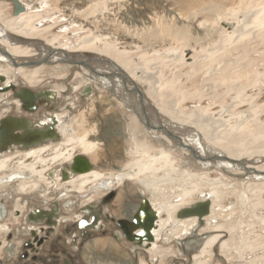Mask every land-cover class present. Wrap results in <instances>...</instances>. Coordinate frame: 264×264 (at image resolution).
I'll return each mask as SVG.
<instances>
[{
  "label": "rangeland",
  "instance_id": "1",
  "mask_svg": "<svg viewBox=\"0 0 264 264\" xmlns=\"http://www.w3.org/2000/svg\"><path fill=\"white\" fill-rule=\"evenodd\" d=\"M26 1L29 3V9L36 8L37 10L42 11L43 21L41 22V25H52L51 30L48 29L45 32L46 38L51 39L57 36L55 42L63 41L65 43L68 41L67 44L71 45V49L74 52H65H67L72 59H95V62L92 64L93 66L97 67L100 65L101 68L107 67L108 64H106V61L104 62V60H99H109L107 57L105 58L102 55L94 53V51L88 52L84 51L83 48L77 47L82 37H95L99 41V43H97L99 46L100 44L106 42L115 44L120 50H125L126 53L124 55L130 59L131 63L139 62V66L141 68L144 67V69L149 72L161 69V66H163L166 70V75L159 78L158 82L154 83L156 84L155 87L146 83L143 84L137 82V84L145 92V101L152 103L159 112L162 122L169 129L182 136L183 140L185 139L189 143H192L193 145H191L200 153L202 150L201 148H198L200 143L197 146V139H199L202 146L205 148V156L208 155V153L218 151L223 153L222 150L226 151L227 148H236V153L239 150H237L238 146H236V143L229 142L225 138V136H227L226 126L220 122L213 121L212 118L207 119L204 125L213 133L214 136H216V142L218 145L215 144L214 146L212 144H207V142L203 140L204 137L202 132L200 134V131H198L195 127L183 123L182 118L188 111L197 107H207L206 114H208V117L206 114L205 117L210 118L209 116H212L218 118V114L211 115L209 113L220 108V103L224 102L230 104L234 101V99H243V96L247 98L254 97L253 104L252 102H248L242 104V106H237L234 109L236 112L242 109H250L251 105H256V108L253 109L254 111H257L258 108H264V36H262L264 35V27L260 28L262 25L264 26V23L258 21L251 24L253 27L248 26L247 29L250 30L246 32L247 35H245L242 40L238 42L236 40L226 38L225 32L220 30V26L222 25L220 19H230V13H237L241 10L244 11L251 3L254 2L260 4L264 0ZM7 3H9V1H7ZM10 7L11 5L9 3L6 9L8 13L10 12ZM197 9L203 12L201 14V19L205 20L204 25H201V28L196 26L197 22L195 19L189 17L191 15L187 16L188 11L190 13ZM179 10L181 12H187L184 14L186 16L181 15V18L178 17L176 13H179ZM9 14L11 15L12 13ZM186 24L188 27L185 26ZM128 29L132 30V32H129ZM260 30L262 33L259 34V32H261ZM255 31L257 32L255 33ZM204 35L213 36V42L205 45L204 43L200 44V40H198V43L195 42L197 40L195 39L196 37L201 39ZM252 35L256 37L251 38L253 37ZM70 39L72 42H70ZM30 41L24 43L25 45H28V48H31L29 45L36 44L41 46V48H32L34 53V56L32 57L19 58L33 61L39 57L44 59L50 53L47 58V62L39 65L40 70L38 77L39 79H43L41 82L42 85L53 86L55 83H59L60 85L66 86L67 82L71 79V77H73L74 73L79 71L80 74L78 77L76 75L77 79L75 83L79 84V82H83L84 84V82L90 81V85L93 86L91 94L85 96L84 105L79 108L86 110L85 113L88 121H97L98 118H101L98 117V110H103L102 118L104 119H107L111 115L121 117V132L123 137L119 144V141H115V143H117V156H119L122 161L128 160L130 158V154L132 153V148H134V144L130 140L131 132L129 130L127 131V121L131 115L135 114H132V112L130 113L129 110L126 109V99H131L134 104L136 103L138 110H140L138 95L135 92L133 93V86L131 83L128 82L130 85L129 90L126 88L120 89V97L117 99L114 97L116 99L115 101L114 98L111 99L112 96L109 95L106 87L95 82L97 80H95L96 78L91 77L92 74L88 75L84 73L82 69L73 66L75 70H73L74 72L72 71L69 75L72 67L70 68L68 65H65V63H61L65 62L62 60L64 55L61 50L53 49L50 46L48 47L45 45V41L40 38ZM76 49H78V51H75ZM36 51L38 53L37 55H35ZM179 54H182V60H177ZM201 54L204 61L200 62L198 60V56ZM190 56H193V58L188 59ZM196 59L198 60V63H195ZM59 60L62 61L59 62ZM146 61H148L147 64ZM183 62H185L184 64L186 66L182 64ZM162 63L164 64L162 65ZM4 65L0 63V70L7 71L9 74V69H12V67ZM196 65L199 66L196 67ZM113 67L114 66H110V68ZM13 69L16 74H18L15 75L16 78L24 80L18 73L16 67ZM153 73H156V71ZM111 75L115 76L114 80V76ZM65 76L68 77L66 80H58V77ZM102 76L104 77L100 78H102V81L108 87L113 86L115 83L116 85L123 83L118 74ZM24 82L27 83L25 80ZM38 83L39 82H37V84ZM116 93L117 92H115V94ZM76 94H78V92ZM211 95L215 101L211 98H207ZM155 100L158 101L157 105ZM116 102L118 103L116 104ZM114 103L116 106H114ZM208 105L211 106L208 107ZM90 109L92 110L91 113L89 111ZM146 109L151 124L157 122L153 108L146 104ZM160 109H163V112L164 110L166 111L162 113ZM170 114L176 115L179 119L181 118V123L177 122L179 120L175 121L176 118L173 120V117L171 118ZM132 117L139 121L136 115ZM259 120L260 124L253 121L249 122V131L252 135L259 133L261 130L264 131V112L259 116ZM65 122L67 121H64V123ZM138 125L137 132L135 133L136 138L150 142L154 144L155 147L164 148L168 151L176 160V164L180 168L178 172H181L184 169H189V171L198 175V179L193 180L192 178L185 179L182 174H176L174 176L175 181L168 182L164 187V192L162 194L164 202L166 200L176 201V195L178 194L179 187L190 186L194 183L198 186L200 193H195V195L192 196L191 201L182 205V207L190 206L195 202L203 200L205 197L209 199H212V197L214 198V194L208 196L205 194L209 192V188L211 187H215L219 190V192H221L219 200L213 206L214 215L212 217H208V221L210 220L209 223L212 224L215 223V221L223 222L233 227V232H231V234L225 233L226 235L224 234L225 236L223 238L228 240V260L219 254L218 248H214L211 256L203 257L204 262L202 264H249L255 254L264 256V205L263 207L260 206L257 210H253L252 208L255 202H262L264 204V191L257 194L256 192L250 190V187H248V185L253 182H264V176H262L264 172H257L248 166L249 164H252L264 169V157L252 156V158L250 157L249 159L244 158L236 160L240 161L241 164L232 162L228 163L225 160L207 161V163H202L201 161L193 158L187 150H183L181 147H178L173 141L170 145L165 143V140L161 137L163 134L161 131L143 126L140 121ZM106 126L107 123H104L102 128H105ZM96 132L97 126L95 125V133ZM184 151H187L188 153ZM201 155H204V153ZM103 158L104 159L101 160L104 163L106 158ZM112 163H115L114 167H116V165L118 166V162L113 161ZM100 166L102 167L101 169H104L102 171H106L104 164H100ZM108 166H110V164H108ZM243 174H245V176H243ZM58 175L61 177L60 174ZM59 181H62V178ZM56 182L57 181H53L50 186H46L47 184L45 185V183H42L40 188L50 190L54 189L56 186H61L58 182ZM125 185V188L124 186L122 188H129L128 192L131 196L135 194V190H141L144 192L143 194L149 197V200L154 197V192L144 188L135 180L127 181ZM16 187L17 185L15 182L0 185V189ZM66 188L70 187L66 186ZM109 188L99 186L92 187L95 192L93 194H89V192L87 193V196L80 197L79 199H81V202H79V204L89 202L91 200L90 198L97 199L103 192H105V190ZM28 191L37 190L28 189ZM10 192L16 194L13 189H11ZM120 193L127 196L125 190H121ZM201 193L205 195L202 196ZM3 194V192L0 193V200L3 198L2 201L4 203L12 205L13 202L9 200V196L7 195L4 197ZM15 196H22L23 199L27 200L28 206L30 207H35L37 205V193L35 192L27 193L26 195L16 194L14 197ZM117 203L119 204V202H116V204ZM22 204H25V202L22 201ZM193 229H195V227L189 228L188 232L182 231L179 236L184 238L186 235L190 234V231ZM206 233L207 232L199 233L198 239L195 240L191 237L184 238L183 240L185 243H181L182 241L177 242L178 235L171 236L168 242L161 243V241H156V243L166 248L168 252L162 257L155 255L153 263L200 264L198 261L190 259V256L201 245ZM4 236L5 231L0 229V241L5 240ZM243 240L248 241L257 247L256 251L253 252L254 254L247 251L244 247L245 245ZM1 254L2 249H0V255ZM257 263L262 264L264 261L262 260Z\"/></svg>",
  "mask_w": 264,
  "mask_h": 264
},
{
  "label": "flooded vegetation",
  "instance_id": "2",
  "mask_svg": "<svg viewBox=\"0 0 264 264\" xmlns=\"http://www.w3.org/2000/svg\"><path fill=\"white\" fill-rule=\"evenodd\" d=\"M6 1H9L11 5L9 11L14 15L26 9L21 0L16 1L23 7V10L19 9L14 0ZM4 33L7 34L6 37L11 42L18 41L20 43L21 40L18 37L7 32L0 24V36ZM29 46L35 49L41 48L38 44ZM2 48L0 46V58L4 54V57H9L8 52ZM37 54L36 51L35 55ZM12 58L17 64H14L10 57L7 58V61L0 60L2 65L11 60L12 66V69H9L8 77L0 74V156L10 154L9 152L20 153L47 143L59 142L62 138L59 130L60 119L69 122L73 116L79 115L83 110L86 112L85 109L79 108L84 105L85 96L91 94L93 89L90 81L84 82V84L83 82L75 83L76 75L78 77L80 74L79 71L74 73L66 86L59 83H55L53 86H45L41 84L43 79L36 86H31L19 76L20 79H17L15 75L18 74L13 68L16 67L17 69L19 65L30 68V65L24 63L32 61L13 56ZM41 58L39 57L33 61ZM73 60L61 62L70 68L72 67L69 75L75 70L73 66H76L82 69L84 73L92 74L91 77L97 80L95 82L106 87L109 95L112 96L111 99L120 97L119 90L121 87H116V83L114 86L108 87L100 78L104 77L102 75L119 73V70L114 67L110 69L113 64L105 59H99L106 61V64H108L107 67L101 68L100 65L97 67L92 65L95 59L73 58ZM82 62L97 70V73L91 71ZM67 78L65 76L62 80ZM76 84L79 87L77 90H75L77 88L75 87ZM128 86H130L129 83ZM58 87H63V89L59 90ZM77 92L78 94H76ZM115 92L118 94H115ZM125 102L128 105L130 104L129 107L131 108L129 109L125 105L126 109L133 114L132 107H137L136 103H131V99H126ZM102 113L103 110H98V117L101 118H98L97 121L88 122H93L97 126V132L91 139L98 141L100 143L99 147L103 148V151L108 147L107 161L104 160L105 167L103 166L108 171L109 168H114L115 163H112L113 161L119 162L121 160L117 154L110 156L108 152L117 144L115 141H119L118 144L121 142L123 137L122 125L121 117L111 115L104 119ZM132 116L135 115L130 117ZM104 123H107V126L102 128ZM81 159H84V162ZM73 168H76L77 171H74ZM93 168L104 170L101 169L102 167L99 164L91 163L85 155L76 152L69 163L54 166L48 172V180L51 179L50 185L53 181H57L61 186L49 190L40 188V184L37 191L27 190L25 192L19 191L17 187V189H0V193L3 192L4 197L8 195L9 200L13 202L10 205L4 203L3 198L0 200V229L5 231V240L0 241V249H2L0 264H140V262L154 264L153 259L155 255H158L153 253L154 245H159L156 241L164 243L170 240L173 232L168 234L165 240L160 239L159 235L162 234L163 230L171 229L174 222L163 228L156 236L158 211L153 207L149 197L143 194L144 192L141 190H135L133 196L129 195V188L124 189L127 181L120 185L109 181L110 179L113 180L115 175L112 177L107 176L110 179L105 178L99 186L103 188L113 186L112 188L105 190L97 199L90 198L89 202L79 204L81 202L80 197L87 196L89 192V194H93L95 190L92 187H87L79 192L74 186L70 185V182L64 180L74 178L77 173L87 172L93 170ZM7 174H12V172L10 171ZM61 178L62 181H59ZM11 182L15 181L11 180L5 182V184ZM66 186L70 188H66ZM123 186L124 188H122ZM11 189L17 195L37 193V205L35 207L28 206L27 200L23 199L22 196L14 197L16 194L11 193ZM121 190H125L127 196L121 194ZM22 201L25 204H22ZM116 202H119V204H116ZM139 224L143 227L137 228ZM200 229L196 228L194 235L193 231L195 229L191 230L190 234L184 238L190 236L194 240L198 239ZM140 231L142 235H139ZM154 236L157 238L155 244L152 242ZM150 237L153 239L149 240ZM184 238L178 236L177 242L182 241L181 243H185Z\"/></svg>",
  "mask_w": 264,
  "mask_h": 264
},
{
  "label": "bare ground",
  "instance_id": "3",
  "mask_svg": "<svg viewBox=\"0 0 264 264\" xmlns=\"http://www.w3.org/2000/svg\"><path fill=\"white\" fill-rule=\"evenodd\" d=\"M3 1L6 3H4ZM21 2H23L22 5H24L26 9L18 14L10 15L9 14L10 12L8 13L6 11L9 3H7L6 0L0 1V24H2L3 28L7 32L15 35L21 40L20 43H18V41L11 42L10 39L6 37L7 34L4 33V35L0 36V46L3 47L2 49L7 51L13 57H25V58L32 57L34 56L32 48H28L27 47L28 45L23 46L24 43L22 42L26 43L30 40L40 38L45 41V45H47L48 47L50 46L53 49L61 50L62 54L65 51H72L71 45L67 44L68 41L65 42L66 44L63 41L55 42V40L57 39V36L51 39L46 38L45 32L48 29L51 30L52 25H47V26L41 25V22L43 21L42 11L37 10L36 8L29 9V3L26 0H21ZM238 12L230 13L231 14L230 19H224V20L220 19V22L222 24L220 26V30L225 32V37L231 40L232 39L236 40L237 42L242 40V38L245 35H247L246 32L250 30V29H247L248 26L253 27L251 26V24L256 23L258 21L264 23V1L260 4L253 2L250 4L249 7H246L244 11L241 10ZM185 13L187 12H181L179 10V13H176V14L178 15V17L181 18L182 16H186L184 15ZM202 13L203 12L201 10L197 9L190 13L188 11L187 16L191 15L189 17H191L192 19H195V21L197 22L196 26L201 28V25H204V21H205L201 19ZM185 26L188 27L187 24ZM262 27L264 26L262 25L260 28ZM128 31L132 32V30H129V29ZM256 32L257 31H255V33ZM260 33H262V31L259 32V34ZM254 37L256 36H253L251 38H254ZM195 39H197L195 42L198 43V40H200L199 43L200 44L204 43V45L210 44L214 40L213 36H207V35L206 36L204 35V37H202L201 39H198L197 37ZM70 42H72L71 39H70ZM97 43H99V41L95 37H90V38L82 37L77 47L83 48L84 51H88V52L94 51V53L96 54L102 55L105 58L107 57L108 59L113 60L136 82H140L143 84L146 83L149 85L151 84V86L155 87L156 84L154 83L158 82L159 78L166 75V70L163 68V66H161V69L153 70L152 72H149L145 70L144 67L141 68L139 66V62L131 63L130 59L124 55L126 51L120 50L115 44L104 42L103 44H100L99 46ZM75 51H78V49H76ZM4 55L0 58V60L7 61V58L9 57L7 56L4 57ZM181 58H183V56L182 54H179L177 60H180ZM191 58H193V56L188 57V59H191ZM198 60L200 62L204 61L202 54L198 56ZM198 60L196 59L195 63H198L197 62ZM59 62H61V60H59ZM147 63L148 61H146V64ZM184 63L185 62H183L182 64L185 65ZM163 64L164 63H162V65ZM6 65L12 67L11 60H8V62H6ZM198 66L196 65V67ZM39 70H40L39 65L32 66L31 68L23 67L20 65L17 66V71L20 74V76L31 86H35L37 82L41 81V79H39L38 77ZM154 71H156V73H153ZM0 74L7 76L8 72L4 70H0ZM116 74H118L121 77L120 73H116ZM58 78L63 79L64 77H58ZM121 81L124 82V79L122 77H121ZM75 86H78V85H75ZM116 87L118 88L121 87V89L125 88L123 83L117 84ZM78 88L79 87L75 88V90H77ZM57 89L62 90L63 88L60 87ZM212 95L207 98L208 99L211 98L212 100H214ZM253 100H254V97L247 98L243 96V99H240V100L234 99V101L231 102L230 104H227L224 102L220 103L219 104L220 108L216 110L213 109L214 111L209 113L211 115L218 114V118H215L212 116H209L210 118H207L208 117V114H206L207 107L193 108L184 115L182 120H183V123H186V124H189L195 127L198 131H200V134L202 132L203 137H204L203 140H205L207 144H212L214 146L215 144H217L216 136H214L213 133L210 130H208L207 127L204 125L205 121L207 119L212 118L213 121L220 122L221 124L225 125L227 129V132H226L227 136H225V138L229 142L236 143L237 144L236 146H238L237 150L239 151L236 153V148L235 149L227 148L226 151L222 150L223 151L222 156H224L225 158H228V160L234 159V162L232 163L241 164L240 161L236 162V160H240L244 158L249 159L250 157L252 158V156L264 157V131L261 130L259 133H256L253 135L249 131V122L253 121L258 124L260 122L259 116L264 112V108H258L257 111H254L253 109L256 108V105H251L250 109L249 108L242 109V110H239L238 112L234 110L237 106L238 107L242 106V104L244 103L252 102L253 104ZM131 103L133 102L131 101ZM155 103L157 105L158 101L155 100ZM210 106L208 105V107ZM89 111L90 113L92 112L91 109ZM161 111L162 113H164L166 110H164L163 112V109H162ZM205 114L207 115V117H205ZM170 115H171V118L173 117V120L176 118L175 121L179 120L177 122L181 123V120H180L181 118L179 119L174 114H170ZM60 121L61 123L59 124V130L62 134V138L59 142L47 143L40 147L30 148L20 153L12 152L10 154H5V155L0 156V184L2 183L5 184V182L14 180L16 182L18 190L21 192H25L28 189L37 190L40 184L42 183L50 185L51 179L48 180V177H47L48 172L52 170L54 166L56 167L57 165L69 163L72 160L73 156L76 154V152H80L81 154L85 155L91 161V163H94V164H99V165L104 164L101 160V159H104L103 157H105L107 161L108 147L104 150L106 152L105 153L103 151V148L99 147L100 143H98V141L96 140L91 139V137L94 136L95 134V124L93 122L91 123L88 122V119H87V116L84 110L79 115L73 116L69 120V122L64 123V120L62 121V118L60 119ZM138 123L139 121L134 117H130L128 121L127 127L129 131L131 132L130 140L134 144V148H132L133 150L128 160H124V161L120 160L118 162V166L116 169L114 167L112 169L109 168L108 171H102L100 169L93 168V170H90L87 172L77 173V176H75L74 178H70L69 180L66 179L64 181L70 182V185L74 186L79 192H81L84 188H87L88 186H92V187L100 186V183L103 182L105 178H109L114 175H115V178L113 180L109 178L110 179L109 181L114 182L118 185L121 183H124L125 181L135 180L140 185H142L144 188L149 189L152 192H154V197H152V199L150 198V200L153 203L152 204L153 207L156 209V211H158V222H156L158 224V228L156 229V236H158V234L161 232L163 228L171 225L172 222H174L173 227L171 228L172 230L170 228L163 230L162 234L160 235V239L162 240L167 239V235L171 234V232H173V235L179 236L180 232L182 231L188 232L189 228L196 227V224L198 222L197 216L179 217L177 216V213L181 209L180 207H182V205L184 204L189 203L192 199V196L195 195V193L199 192L200 190L198 189V186L195 185V183L190 186H180L178 194L176 195L177 197L176 201L166 200L164 202V198L162 197V194L164 192V187L166 186L168 182L175 181L174 176L176 174L177 175L182 174V176H184L185 179L192 178L193 180L198 179V175L196 173L189 171V169L188 170L184 169L181 172H178L180 168L176 164V160L171 156V154L168 151H166L164 148L155 147V145L150 142H146L145 140H139L138 138H136L135 133L137 132V129L139 126ZM149 128H153V127H149ZM161 137L165 140V143H167L168 145L172 144V140L169 137H167L165 133H163ZM183 142L190 146L193 145L192 143H189L185 139L183 140ZM197 142H196L197 146L200 143L198 148H201L202 149L201 152L204 153V155H201L203 153L200 152L201 153L200 154L192 146L193 149L196 150L198 154L204 158L201 160L199 159L197 160L201 161L202 163H207V161H218V160H222V161L225 160L228 163L230 162L227 159H223L221 157H219L218 160L206 159L205 157H208V155L205 156V152H204L205 148L202 146V143L201 141H199V139H197ZM116 145L114 146L112 145L113 147L108 152L110 156H115L117 154ZM182 149L184 150L185 148H182ZM184 152L188 153L187 151H184ZM112 159L114 160V157ZM248 166L251 169L256 170L257 172H264V169L254 166L252 164H249ZM10 171L12 172V174H7ZM104 172H106V174H104ZM3 174L5 175L3 176ZM262 176H264V173L262 174ZM119 181H122V182H119ZM248 187H250V190H252L253 192H256L257 194H259L260 192L264 191V182H261V181L253 182L249 184ZM217 190L218 189H216L215 187H211L209 188V192H207L208 194L205 193L206 196L214 194V198L212 197V199H210L211 200L210 213L208 215H205L202 218L204 220V224L200 227L201 229L199 232V233H202V232H207V233L204 235V239L201 245L191 255V259L198 261L200 264L204 262L203 257H208L213 254L214 248H218L219 254L222 257H225L226 260H228L227 258L229 256L227 253L228 240H225L223 238L226 234H229V233L231 234V232H233V227L223 222L215 221V223L212 224V223H209L210 220L208 221V217H212L214 215L213 206L219 200L221 196L220 194L221 192ZM205 194H202V196ZM206 199H209V198L207 197H205V199L203 198V200H206ZM263 205L264 204L262 202H255L252 208L253 210H257L260 206L263 207ZM182 208H185V207H182ZM156 239L157 238L154 236V240L152 242L155 243ZM244 245H245L244 247L247 249L248 252L253 253L256 251L257 247H255L253 244L249 243L248 241H244ZM167 252L168 250L162 247L161 245H156V244L154 245L153 253L158 254L157 256L162 257V255H164ZM262 260L264 261L263 255L255 254L253 259L250 260L249 264H259L257 262L262 261ZM140 264H145V262H140Z\"/></svg>",
  "mask_w": 264,
  "mask_h": 264
},
{
  "label": "water",
  "instance_id": "4",
  "mask_svg": "<svg viewBox=\"0 0 264 264\" xmlns=\"http://www.w3.org/2000/svg\"><path fill=\"white\" fill-rule=\"evenodd\" d=\"M14 2L16 3V5L19 7V9H22V7L19 5V3L14 0ZM23 10V9H22ZM19 12V11H17ZM16 12V13H17ZM7 53V52H6ZM8 56L11 58V60L13 61L14 64H17L12 56L7 53ZM50 54V53H49ZM49 54L47 55L46 58L44 59H39L37 61H32V62H25V65H30V66H37V65H41L45 62H47V58L49 57ZM64 54V61H74L71 56L67 53H63ZM62 59V60H63ZM61 60V61H62ZM107 60V59H106ZM108 62H110L111 64H113L114 68H116L117 70H119V73L121 75V77L124 79V86L127 90H129V86L127 82H130L132 87L133 92H135L138 95V99H139V104H140V110H138V107L136 108L135 106L132 107V111L135 113V115L137 116V118L139 119V121L146 127H153L156 130L162 131L163 133L166 134L167 137H169L178 147L181 148H185L193 158L196 159H204L202 156H200L198 154V150H194L192 146L185 144L183 142V138L182 136H180L179 134H177L175 131L169 129L161 120V116L159 115V112L157 111V109L154 107V105L150 102H146L145 101V92L139 87V85L137 84L136 81H134L116 62H114L113 60H107ZM83 65L87 66L85 63L82 62ZM89 67V66H87ZM89 69L93 72L97 73V70H95L94 68L89 67ZM146 104H148L150 107L153 108L155 116L157 118V122L155 123H150L149 120V116L147 113V109H146ZM125 105L130 109L129 105L127 102H125ZM219 157L223 158V159H227L224 156H222V152H213V153H208V157H205L208 160H218ZM84 162V159H81ZM230 162H234L233 160H228ZM238 162V161H236ZM244 162V161H242ZM74 171H77L76 168H73ZM243 176H245V174H243ZM210 207H211V200L210 199H206V200H201L198 201L194 204H191L188 207L185 208H181L179 210V212L177 213V216L179 217H189V216H197L198 217V224H197V228L199 229L203 224H204V220L202 219L205 215H208L210 213ZM142 228L143 226L141 224H139V226H137V228ZM141 232V231H140ZM194 234L196 233V230H194L193 232ZM142 235V232L139 234ZM199 237V236H198ZM149 240H152L153 238L150 237L148 238ZM141 240V239H140Z\"/></svg>",
  "mask_w": 264,
  "mask_h": 264
}]
</instances>
